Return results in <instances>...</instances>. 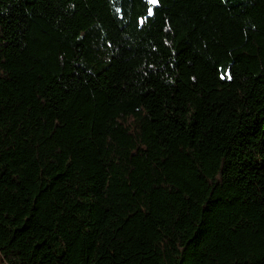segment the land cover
Instances as JSON below:
<instances>
[{"label":"trees","instance_id":"obj_1","mask_svg":"<svg viewBox=\"0 0 264 264\" xmlns=\"http://www.w3.org/2000/svg\"><path fill=\"white\" fill-rule=\"evenodd\" d=\"M0 264H264V0H0Z\"/></svg>","mask_w":264,"mask_h":264},{"label":"snow or ice","instance_id":"obj_2","mask_svg":"<svg viewBox=\"0 0 264 264\" xmlns=\"http://www.w3.org/2000/svg\"><path fill=\"white\" fill-rule=\"evenodd\" d=\"M147 3L150 5H156L158 3V0H147ZM147 12L149 16L153 15V9L151 7L147 9ZM141 22H143V18H141Z\"/></svg>","mask_w":264,"mask_h":264}]
</instances>
